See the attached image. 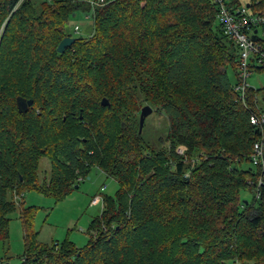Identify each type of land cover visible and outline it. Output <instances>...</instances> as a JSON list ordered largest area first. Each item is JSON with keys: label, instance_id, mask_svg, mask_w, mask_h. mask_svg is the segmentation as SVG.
Returning a JSON list of instances; mask_svg holds the SVG:
<instances>
[{"label": "trees", "instance_id": "1", "mask_svg": "<svg viewBox=\"0 0 264 264\" xmlns=\"http://www.w3.org/2000/svg\"><path fill=\"white\" fill-rule=\"evenodd\" d=\"M227 2L264 17V0ZM77 10L90 11L91 32L57 51ZM215 11L213 0H104L92 11L83 0H0V239L17 206V264H264V165L250 161L264 123L249 121L264 109L257 90L235 88L237 46ZM260 26L252 36L264 41ZM16 97L31 103L19 110ZM143 103L167 118L158 147L137 132ZM94 170L117 187L101 193L88 241H40L21 192L58 199Z\"/></svg>", "mask_w": 264, "mask_h": 264}, {"label": "rangeland", "instance_id": "2", "mask_svg": "<svg viewBox=\"0 0 264 264\" xmlns=\"http://www.w3.org/2000/svg\"><path fill=\"white\" fill-rule=\"evenodd\" d=\"M33 1L37 2L38 0ZM241 2H245V0H241ZM89 14V10H77L74 15L68 18L65 29L72 37L87 36L91 32V19L89 16L87 17ZM214 22L218 24L217 19ZM74 24L78 26L77 29L73 28ZM226 73L229 80L234 82L235 76L231 66H227ZM245 84L257 90L255 104L264 109V68L251 69L245 78ZM167 128L168 121L165 114L154 110L151 106V111L143 119L140 133L152 147H158ZM243 164L245 165V163ZM48 168L47 157H39L38 180L47 177ZM116 187L117 182L112 177L101 171H91L86 178L79 180L58 199H54L51 194L25 189L21 192V202L22 205H32V227L37 231V238L40 241L49 243L67 239L75 246H83L90 237L87 231L88 221L92 216L99 214L101 209V201L91 203V198L95 194H113ZM239 196L241 199L249 200L251 192L240 189ZM8 216L7 237L5 240L0 239V261L17 264L23 250L18 207L16 206Z\"/></svg>", "mask_w": 264, "mask_h": 264}, {"label": "built area", "instance_id": "3", "mask_svg": "<svg viewBox=\"0 0 264 264\" xmlns=\"http://www.w3.org/2000/svg\"><path fill=\"white\" fill-rule=\"evenodd\" d=\"M93 7L104 3V0H83ZM216 5L215 18L217 19L222 33L231 39L237 46L239 61V82L235 88L243 92L245 87V78L249 73L250 65H264V41L252 36L256 34L263 35L260 26L264 22L263 14L259 11H252L246 4L233 5L227 0H213ZM74 24L73 28L77 29ZM249 121L258 126L264 123V112L251 114ZM180 151V148H178ZM250 161L252 164L264 165V134L252 142ZM259 181V179H258ZM101 201V194H95L90 202Z\"/></svg>", "mask_w": 264, "mask_h": 264}, {"label": "water", "instance_id": "4", "mask_svg": "<svg viewBox=\"0 0 264 264\" xmlns=\"http://www.w3.org/2000/svg\"><path fill=\"white\" fill-rule=\"evenodd\" d=\"M74 37H72L71 35H64L57 43L56 45V50L57 51H62L63 48L68 45L72 40H73ZM264 99V97H263ZM15 102H16V106L19 110H23L26 108V106L28 104L31 103V98H27V99H23V98H20V97H16L15 98ZM100 103L101 104H105L107 103V99L105 97H101L100 98ZM151 111V106L149 104H143L140 106L139 108V112H138V124H137V132H140V129H141V126H142V123H143V119L145 117V115L147 113H149ZM95 171V170H94Z\"/></svg>", "mask_w": 264, "mask_h": 264}]
</instances>
